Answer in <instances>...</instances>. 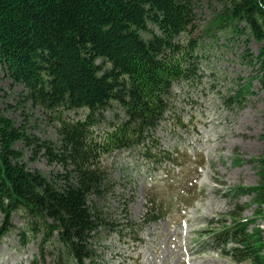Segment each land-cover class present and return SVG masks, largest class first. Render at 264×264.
<instances>
[{"label":"trees","instance_id":"trees-1","mask_svg":"<svg viewBox=\"0 0 264 264\" xmlns=\"http://www.w3.org/2000/svg\"><path fill=\"white\" fill-rule=\"evenodd\" d=\"M216 1L220 9L201 30L198 0H0V75L52 120L57 135L56 143L40 140L0 114V243L16 234L20 247L35 245L31 264H99L96 245L110 225L99 204L114 189L105 160L133 151L157 169L186 154L163 146L157 130L163 121L174 131L194 129V116L185 122L174 111V88L201 84L206 38L235 32L256 41L264 85V0ZM243 56L253 63L248 51ZM249 93L248 81L223 101L242 109ZM17 141L31 159L57 169L30 170ZM258 164L260 193L264 150ZM164 212L150 201L142 225ZM231 216L235 222L209 242L226 254L232 245L236 262L264 264L262 232ZM132 224L131 232L141 226Z\"/></svg>","mask_w":264,"mask_h":264},{"label":"rangeland","instance_id":"rangeland-1","mask_svg":"<svg viewBox=\"0 0 264 264\" xmlns=\"http://www.w3.org/2000/svg\"><path fill=\"white\" fill-rule=\"evenodd\" d=\"M218 9L216 0H198L201 30ZM246 39V35L235 32L218 34L216 42L206 38L201 84L174 88V111L184 121L194 116V129L189 124V132L174 131L169 121H163L157 130L163 146L177 145L179 151H186L174 166L153 169L133 151L106 158L114 189L99 204L110 224L96 245L102 256L99 264H252L234 261L229 252L232 245L226 254L209 242L219 229L235 222L231 212L239 215L237 221H249V232H262L264 239V186L258 193V160L264 150V85L259 79L263 73L253 59L259 44ZM246 51L252 55V64L243 58ZM248 81L250 93L243 108H229L223 96L233 95ZM20 91L0 75V114L23 127L26 134L56 143L52 120L23 102ZM14 147L23 154L30 170L48 174L57 169L48 166L44 158L31 159L22 142L17 141ZM249 188H254L249 194L236 192ZM150 201L155 208L164 204L166 210L161 219L143 226ZM260 210L262 216H258ZM13 222L21 225L19 218ZM132 223L141 226L131 232ZM37 256L35 245L20 247L16 234L6 235L0 244V264H31Z\"/></svg>","mask_w":264,"mask_h":264}]
</instances>
